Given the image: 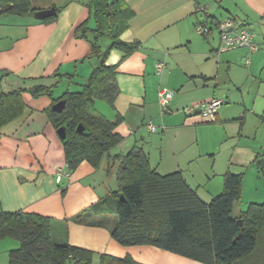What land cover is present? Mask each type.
I'll return each instance as SVG.
<instances>
[{
  "label": "crops",
  "instance_id": "obj_1",
  "mask_svg": "<svg viewBox=\"0 0 264 264\" xmlns=\"http://www.w3.org/2000/svg\"><path fill=\"white\" fill-rule=\"evenodd\" d=\"M124 1L134 15L119 39L134 50L109 51L105 62L117 66L119 92L113 104L95 100V109L115 123L122 140L98 166L84 160L75 170L68 168L48 110L55 98L82 90L99 63L91 56L92 31L87 38L76 31L82 24L96 27L89 0H30L33 11L0 12V95L36 84L53 86L52 97L22 92L23 112L0 128V212L50 217L57 242L94 251L98 263L99 254L108 253L131 255L143 264H204L152 245L123 246L111 236L115 212L88 211L119 189L122 160L134 146L145 150L158 172L181 171L206 202L222 193L228 172L243 174L241 198L247 206L264 201V175L257 164L264 160V0ZM52 9L54 14L40 17ZM229 18L252 31L257 51H219L217 23ZM197 24L211 29L201 34ZM100 42L105 49L111 40ZM159 61L165 62L161 71ZM162 87L175 91L166 107L159 101ZM55 89L63 93L56 97ZM213 98L223 100L216 122L183 110ZM149 123L159 130H150ZM239 201L234 216L244 211ZM19 246L12 237L2 238L0 264H9V252Z\"/></svg>",
  "mask_w": 264,
  "mask_h": 264
},
{
  "label": "trees",
  "instance_id": "obj_2",
  "mask_svg": "<svg viewBox=\"0 0 264 264\" xmlns=\"http://www.w3.org/2000/svg\"><path fill=\"white\" fill-rule=\"evenodd\" d=\"M96 27L82 24L77 33L88 37L92 31L91 56L99 60L80 91H67L54 103L64 99L62 111L48 110L58 129L66 127L62 140L66 162L75 170L84 161L98 166L105 154L122 136L115 123L95 109V100L113 104L119 89L117 66L107 65L109 51L120 48L126 53L133 46L119 36L128 28L133 10L124 0H89ZM33 11L30 0H0V12L24 14ZM218 25V23H217ZM111 43L104 49L101 40ZM99 40V41H98ZM34 97L53 95V86L36 84L0 95V128L18 117L24 109L22 92ZM79 124L85 130H77ZM113 162L111 158L110 163ZM264 175V160L257 162ZM119 189L91 206L88 212L114 211L117 222L111 230L114 241L123 246L152 245L204 264H264V201L251 203L234 216L233 208L242 196L243 174L228 172L224 190L206 202L186 181L181 171L162 174L152 167L148 154L134 146L124 156L119 171ZM88 212L76 216L81 218ZM51 218L24 211L0 212V240L12 237L20 246L9 252V264H92L95 252L57 242L51 233ZM99 264H143L131 255L124 257L99 254Z\"/></svg>",
  "mask_w": 264,
  "mask_h": 264
},
{
  "label": "built area",
  "instance_id": "obj_3",
  "mask_svg": "<svg viewBox=\"0 0 264 264\" xmlns=\"http://www.w3.org/2000/svg\"><path fill=\"white\" fill-rule=\"evenodd\" d=\"M203 7H200L202 10ZM222 45L219 48V51H228L236 48L245 47L249 50V52H255L259 49L258 43L254 40V35L251 30L245 27H237L236 21L229 18L223 20L217 25ZM210 27L206 24H197L196 30L201 34H206L210 31ZM251 60L248 57L246 59V64H250ZM165 66L164 61H159L156 64L158 71H161ZM175 91L166 87H162L159 89V101L163 107H166L174 96ZM223 104V100L219 98H213L201 105H191L185 107L183 110L187 114H192L199 112L203 117L207 118L210 122L217 121L218 110ZM148 127L152 131L159 130V127L149 123ZM162 129H165V126H162ZM65 176H70V173H65ZM63 177V173H58L57 181L61 182Z\"/></svg>",
  "mask_w": 264,
  "mask_h": 264
},
{
  "label": "water",
  "instance_id": "obj_4",
  "mask_svg": "<svg viewBox=\"0 0 264 264\" xmlns=\"http://www.w3.org/2000/svg\"><path fill=\"white\" fill-rule=\"evenodd\" d=\"M55 13V10H47V11H42L40 13V17H49L52 14ZM66 104V101L64 99H61L59 101H57L53 106L52 109L55 111H62L64 106ZM77 130L80 132H83L85 130V126H83V124H79L77 127ZM58 135L60 136L61 140L66 139L67 137V131H66V127L65 126H61L60 128L57 129Z\"/></svg>",
  "mask_w": 264,
  "mask_h": 264
},
{
  "label": "rangeland",
  "instance_id": "obj_5",
  "mask_svg": "<svg viewBox=\"0 0 264 264\" xmlns=\"http://www.w3.org/2000/svg\"><path fill=\"white\" fill-rule=\"evenodd\" d=\"M62 93H63L62 90H60V89H55V96H56V97H58V96L61 95ZM246 200H247V199H245V198H241L240 201H239V204L241 205V207H242L243 210H245V209L248 207L247 204L245 203ZM108 216H109V215H108ZM112 216H114V215H111L110 217H112ZM0 257H1V255H0ZM92 264H99V263H98V256H97V255L94 257V261H93Z\"/></svg>",
  "mask_w": 264,
  "mask_h": 264
}]
</instances>
